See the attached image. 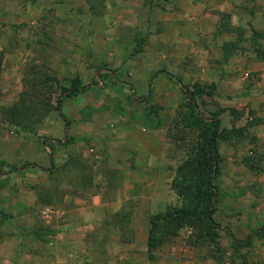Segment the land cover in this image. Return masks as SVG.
I'll use <instances>...</instances> for the list:
<instances>
[{"label": "rangeland", "instance_id": "1", "mask_svg": "<svg viewBox=\"0 0 264 264\" xmlns=\"http://www.w3.org/2000/svg\"><path fill=\"white\" fill-rule=\"evenodd\" d=\"M188 1L106 0L104 13L98 17L89 14L84 0L3 1L1 7H11L4 16L12 26V40L7 48L13 53L11 62L14 64L8 66L17 65L20 81L10 86L2 105L10 106L20 98L25 89L23 79L31 75L29 68L34 65L38 73L55 77V83L47 89L53 92L54 105L59 83L66 84L77 76L87 86L60 103L65 118L54 109L42 118L34 133L0 121V175L8 174L3 179L11 182L27 179L28 190H32V185L45 187L55 180H59L66 190L72 189L73 185L67 182L73 183L85 175L76 166L69 167L79 155L81 159L87 158V164L95 171L91 179L93 185L86 192H108L109 189L114 191L119 177L116 173L113 177L107 172L99 173L100 169L106 167L112 171L117 161L125 159V165L134 170L130 172L132 177L144 179L149 174L145 173L143 164L154 159L152 168L148 165V169L151 168L149 179L154 183L145 190H155L156 182L162 189L165 183L171 189V198L169 204L153 213L162 212L168 206H179L181 197L171 182L193 136L190 128L179 123L180 115L186 111L184 91H193L196 85H213L212 94L196 98L198 114L210 116L218 110L221 128L246 125V136L218 142V173L210 180L215 191L214 219L220 224L218 241L223 249H227L221 264H235L228 258V248L233 238L246 239L247 236H252V244L240 251L247 253L248 263L257 259L264 263V243L258 236L264 228V121L247 124L264 119V111L259 112L264 106L256 95L259 89L254 98L240 93L241 88L259 78L249 69L247 56L239 55V52L233 55L236 58L231 72L227 64L220 65L222 42L233 38V34H213L214 40H219L214 49L220 59H209L199 49L192 50L177 42L178 39L173 38L176 27L169 21L154 22L152 17L157 16V11L152 7H160L165 12L172 10L171 7H187ZM198 1H192L190 6L200 7ZM208 1L205 0L206 4L201 7H215L216 0L214 4ZM218 3L220 5L216 3V7H264V0H220ZM212 59L218 61L217 64ZM212 66L220 68L221 73L211 72L208 68ZM100 67L104 69L98 70ZM107 70L113 76L108 72L101 79L99 72ZM228 73L236 81V93H230L226 86L223 93L217 91L218 80H227ZM225 98L230 99L231 104ZM252 101H255L253 110L250 108ZM227 107L238 110L239 116L233 118ZM251 115L252 120H249ZM21 138H25L28 154L32 157L41 149L43 160L29 157L28 160L10 161L7 143L18 145ZM67 138L70 141L66 143ZM55 139L62 143L56 144L53 150L45 145ZM148 151L153 152L151 156ZM135 157L140 163L133 168ZM23 167L27 171L22 172V176L13 173ZM67 167L72 170H66ZM85 178L83 181L90 184V179L86 175ZM8 188L19 190L16 184H10ZM61 203L62 200L50 205L35 202L33 209ZM6 223V218L0 215V228ZM179 235L167 242L184 246V255L188 260L192 259L193 264H216L211 243L198 246L193 244L192 237Z\"/></svg>", "mask_w": 264, "mask_h": 264}, {"label": "crops", "instance_id": "2", "mask_svg": "<svg viewBox=\"0 0 264 264\" xmlns=\"http://www.w3.org/2000/svg\"><path fill=\"white\" fill-rule=\"evenodd\" d=\"M3 1L6 0H0V106L10 86L20 81L17 65L8 66L12 63L13 56L7 48L12 40L10 30L12 26L4 16L10 12L11 7H1ZM192 1L197 2V0H189L187 7H171L172 10L165 12L160 7H152L157 11V16L152 18L155 23L169 21L176 27L177 33L173 38L178 39L177 42L183 43L192 50L199 49V52L209 59L212 57L220 59L216 48L214 49L216 42L219 44V40L215 41L213 37V30L218 20L217 11L230 13L231 22L243 24L247 33H250L252 28L264 30V7L249 9L226 5L216 7L220 5L218 3L220 0H216L215 7H201V4H206L205 0L198 1L200 7H191ZM211 2L214 4V0L208 1L209 4H212ZM21 40L22 38L19 39ZM260 42L264 47V38ZM240 54L247 56L249 69L256 72L259 78L249 86L241 88L243 91L240 93L247 98V95L254 98L256 89H259L256 95L264 106V58H258L254 51L248 49L239 52ZM235 58L232 56L220 65L227 64L231 72ZM212 61L216 64L218 62L214 59ZM213 66L208 69L217 74L220 68ZM165 73L164 71L163 74ZM226 78L228 79L218 80L217 91L223 93L226 86V90L230 93H236V81L229 73ZM225 99L227 102L230 100ZM250 105L253 110L255 101ZM262 108L259 112L264 111V107ZM248 119L252 120V115ZM24 139L16 141L18 145L10 141L7 143V149L11 151L10 161H23L31 157ZM152 153L148 151L147 154L151 156ZM43 156L41 149L36 150L34 156L32 155L36 160H43ZM153 160L143 164L147 175H150ZM124 161L125 159L122 162L117 161L113 165L112 172L119 177L114 191L109 189L108 192L93 190L89 193L65 194L61 204L38 209H33L36 195L33 190H28L27 179L11 182L3 179L8 174H1L0 215L5 214L1 216L6 218L7 225L0 228V264H193L194 261L188 260L184 255V246L171 245L167 241L153 251V258L149 257L147 247L149 216L155 212V209L170 203L171 189L166 187L165 183L161 189L156 182L155 190L153 188V191H146L145 188L154 183L153 179H149L151 175L147 178L145 176L144 179L133 178L130 172L134 170L126 166ZM139 163L140 160L135 157L132 167L135 168L134 166ZM150 164L151 168L148 169ZM139 169L137 167V170L141 171ZM26 171V167H23L14 170L13 173L17 172L22 176V172ZM118 173L123 174L118 175ZM10 184L18 185L19 190H10L8 188ZM188 233V230H183L180 235L185 237Z\"/></svg>", "mask_w": 264, "mask_h": 264}, {"label": "trees", "instance_id": "3", "mask_svg": "<svg viewBox=\"0 0 264 264\" xmlns=\"http://www.w3.org/2000/svg\"><path fill=\"white\" fill-rule=\"evenodd\" d=\"M84 2L91 16L98 17L103 15L106 0H84ZM217 14L219 19L213 34L234 35L233 38L222 42V60L220 62H226L237 52H242L246 49L254 51L258 58H264V47L260 42L264 38V30L260 31L252 28L250 33H247V29L243 24H233L231 22L230 13L217 11ZM101 69L104 68L100 67L98 70ZM108 72L113 76L112 72L107 70L99 72V77L102 79ZM29 74H31L29 77H24L23 79L25 89L22 91L20 98L10 106H0V121L23 131L36 132V127L42 118L54 109L59 111V114L65 118V115L61 112L60 103L64 98L76 96L87 86L77 76L68 80L69 84L59 83V86L57 85L59 93L55 97L56 104L54 105L52 102L53 92L47 89L55 83V77L51 74L38 73L36 65L29 68ZM177 81L180 83V79H177ZM181 87L184 88V85H181ZM213 92V85H196L195 90L184 91L186 95L184 100L186 111L183 115H180L179 123H184L186 127L190 128L189 131H193V136L183 159L176 166L175 176L171 182V186L175 189L178 196L181 197L182 203L175 207L168 206L162 212L152 213L149 216L147 247L150 258H153L155 249L163 242L178 236L182 230H190L187 236L193 238L194 245H210L211 243L215 252V254L212 253V256L216 264H221L224 258L227 249H223L218 241L220 224L214 219L215 203L213 197L215 191L214 185L210 180L215 173H218L216 167L219 158L218 142L246 136V125L221 128V117L218 110L210 116L198 114L196 98L203 94L210 95ZM224 109L226 110V108H220L219 110L224 111ZM227 110L229 114L233 115V118L238 117L240 114L233 107H227ZM257 120H259L257 123L247 121V124L253 125L258 124L260 120L261 122L262 120L264 121V119ZM69 141L70 139L67 138L65 142ZM58 143H62L61 140L55 139V142L48 141L45 145L48 144L53 150ZM81 158V156L77 155V158H74L75 161L73 160L69 167L72 165L76 166L80 172L86 175L87 179H90V184L83 181L86 179L85 175H83L80 180H76L73 183L67 182L68 185H73L72 189L69 188L67 190L60 185L59 180H55L45 187L32 185L31 188L36 195V202L41 205H50L60 202L65 194H75L76 192L82 194L86 192L87 188L93 185H91V179L94 177L95 171L87 164V158ZM67 169L72 170V168L68 167ZM100 172H107L111 177L115 176V172H112L109 168L106 169V167L100 169ZM94 187H97V185ZM262 230L258 233V236L262 238L264 243V228ZM232 240L233 243L228 248L230 251L229 260L235 262V264L237 262V264H264L258 259L248 263L247 253L240 251L241 248L252 244V236H247L246 239L233 238Z\"/></svg>", "mask_w": 264, "mask_h": 264}]
</instances>
